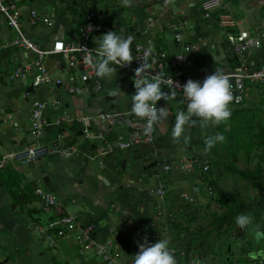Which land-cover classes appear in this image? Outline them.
Here are the masks:
<instances>
[{"label": "crops", "instance_id": "0c3cea01", "mask_svg": "<svg viewBox=\"0 0 264 264\" xmlns=\"http://www.w3.org/2000/svg\"><path fill=\"white\" fill-rule=\"evenodd\" d=\"M202 1L172 0L166 5L165 0H133L131 7H124L122 0H19L17 5L24 14L31 9L50 14L53 21L50 28L23 24L25 35L46 49L55 39L65 43H79L80 26L85 22L86 15L94 12L101 15L103 30L92 36L89 42L91 47L97 49L99 42L96 40L113 31L124 38L135 37L133 45L142 43L153 50L163 49L174 53L177 46L168 25L175 22L180 25L184 43L196 47L190 53V60L181 69L182 78L189 79L195 77L199 70L215 72L217 68L225 72L239 65L240 59L226 41V33L251 32L260 24L264 30V0H233L223 10L214 11L208 20L203 18L200 9ZM221 13H227L236 26L222 29L218 24ZM11 31L0 15V41L8 42L12 38ZM32 57L30 52L25 55L13 48L0 52V159L5 153L32 145L28 140L32 100L48 102L58 99L62 102L59 111L46 109L49 118L59 116L62 112L73 118L81 111L96 115L108 111L124 113L131 110L135 89L131 77L121 71H116L111 79L99 78L102 91L98 94L91 91V83H78L79 91L69 94L63 87L53 88L48 84L31 88L30 78L22 83L10 82L8 77L13 68ZM243 59L251 68L262 65L264 40L259 49L253 50ZM44 64L52 79L66 80L68 72L64 57L46 56ZM258 87L262 86L249 88L245 105L229 106L232 115L226 123L207 128L199 125L186 127L185 135L191 137L187 146L182 141L180 144L174 143L171 136L176 113L181 111V107L182 111L187 109L186 105L183 106L185 102L181 95L176 92L175 98L169 102L164 99L157 102L158 106H166L170 115L167 120L155 125L152 143L139 142L123 151L104 156L100 161L92 158V145H84L78 140L77 123L73 121L64 124L61 131L65 140L83 147V153L69 159L52 155L27 166L9 162L0 169V229H4L2 233L7 240L11 236L9 239L13 244L12 248L11 243H7L6 253L17 256L18 264H25L24 258L28 264H106L94 251H82L73 240H59L54 250L45 245L41 230L49 216L42 212V195L51 193L64 213L74 216L82 224H95L96 241L113 242L112 252L117 264H133L140 244L146 241L148 244L157 242L151 238L154 233L168 240L170 248L186 252L185 258H179L180 264H186L189 257L200 259L202 264L211 262L214 250L213 240L209 239L211 235L205 237L202 247L192 242L186 248L189 242L187 237L182 239L183 245L177 247L181 237L177 236L178 230L177 233L172 231L168 210L175 209L183 195L191 198L193 205L203 206L204 209L215 208L216 204L212 201L216 193L221 191L225 199H241L243 203L251 204L246 209L251 210L253 218L260 205V211L264 212V156L256 157L252 151L237 150L236 143L229 145L233 150L218 143L210 152L204 151L205 139L215 135V129L219 126L226 136L232 130V140L235 139L234 131L238 123L243 121L241 112L248 109L250 100L255 96L252 89ZM114 89L120 90L119 95L109 96V90ZM162 91L170 92L164 88ZM262 91L264 95V87ZM25 92H29L28 97L24 96ZM250 122L248 127L251 126L256 135L259 127L264 129V120ZM92 131L104 134L107 142L115 143L120 140L130 141L141 135L143 125L135 116L127 115L119 125L102 124ZM54 136L55 130L48 128L39 141L47 143ZM259 146L264 149V146ZM193 156L210 162L211 169L204 182H212V196L207 193L205 183L198 180L197 169L193 170L192 175V171L182 174L178 170L183 157ZM162 164H170L172 170L163 172L160 168ZM224 166L254 173L255 179L243 178L225 170ZM158 189L164 190L163 197L156 193ZM256 197H262L263 202H256ZM255 218L252 228L264 231V213L258 219ZM233 236L230 240L234 239ZM254 245L256 252L264 249V239ZM227 247V255L222 264L236 261L231 251L227 252ZM227 258L232 261H227ZM5 261L9 262V258ZM260 262H264V258L257 259L253 264Z\"/></svg>", "mask_w": 264, "mask_h": 264}, {"label": "built area", "instance_id": "2783aa9c", "mask_svg": "<svg viewBox=\"0 0 264 264\" xmlns=\"http://www.w3.org/2000/svg\"><path fill=\"white\" fill-rule=\"evenodd\" d=\"M17 1L19 0H0V15L4 17L7 26L14 33V36L8 42L0 41V52L13 48L24 52L25 55L30 52L33 57L21 65L14 67L9 73V81L22 83L30 78L32 80L31 88L48 84L53 88H57V86L63 87L69 94H75L79 91L78 83L82 85L91 83V91L96 94L100 93L102 91L101 81L99 77L96 76L95 69L85 62L84 57L90 54L93 59L96 58L97 49L91 47L89 42L94 34L103 30L101 15L94 12H89L86 15L85 22L79 29L81 39L79 43H65L62 40L55 39L51 46L46 49L41 44L33 42L25 35L23 24L26 23L29 27L43 25L50 28L53 25L50 14L40 13L34 9L24 14L17 5ZM229 1L231 0H203L200 4L203 18L206 20L210 19L214 11L218 9L223 10L224 6L228 4ZM218 24L222 29L236 26L235 21L231 19L227 13H221L218 16ZM168 27L169 30L173 32L177 51L169 53L163 49L153 50L149 57L150 69L148 78L150 79L152 75L159 73L163 79L161 87L166 90H175L183 99L182 86L189 79L198 81L202 84L205 78L213 74L214 71L199 70L197 75L193 78H182L181 69L190 60V53L194 51L196 47L184 43L179 24L173 22L170 23ZM263 40L264 30H262V24L255 26L251 32L238 31L237 33H226V41L230 45L232 52L240 59L238 66L223 72L230 77V83L233 85L232 92L234 100L230 106L241 107L245 105L250 87H264V62L257 68H251L246 65L243 59L244 56L253 50L259 49L262 46ZM148 48L149 46L146 44L136 43L132 46L134 60L130 66L121 68L119 65H110L115 67L116 71L128 74L132 79L134 89L133 77L135 76V69L142 63L140 59L136 58H143L144 52ZM49 55H60L64 57L68 72L66 80H62L61 78L52 79L50 77L44 64L45 57ZM175 85L180 87L176 88ZM24 96L28 97L29 92H25ZM183 101L186 103L184 99ZM156 106L157 108L166 107ZM48 108L52 109L54 112L59 111L62 108V102L58 99H51L48 102L40 100L31 101L30 135L28 140L31 141L32 145L27 148L3 154L0 159V169L9 162H16L22 166H27L32 162L52 155L61 156L63 159H69L72 156L83 153V147L67 142L61 131L64 124L73 121L77 123L79 128L78 140L84 145H92V158L99 161L104 156L123 151L139 142L150 144L154 140V131L145 133L144 129L146 122L137 118L131 110L124 113L108 111L96 115H88L81 111L73 118H70L66 113L62 112L59 116L55 115L49 118L46 116V109ZM127 115L132 117L135 116L143 125V133L136 136L133 140H120L115 143H110L105 140L104 134L92 131L102 124L119 125ZM48 128H53L55 130V136L51 141L41 143L39 140L45 135ZM160 168L165 173L172 170L170 164H162ZM194 169L198 170V180L204 182L205 177L211 169L210 162L198 156L183 157L180 160L178 170L182 174H187ZM205 185L207 193L209 196H212L214 188L210 186L209 183H205ZM156 193L160 197H163L164 190L158 189ZM182 200L184 202H190L192 199L187 195H183ZM42 201V211L49 216V220L41 232L44 241L50 248L55 249L59 240H73L82 251H94L104 263L117 264V260L112 252L113 242L96 241L94 236L96 230L95 224H82L74 216L64 213L51 193H44L42 195ZM151 238L157 242L160 239H164L162 235L157 233L152 234ZM174 255L178 264H180L179 258H185L187 256L185 251H177L176 249H174ZM187 264H202V262L198 258L189 257ZM230 264L238 263L232 261ZM259 264H264V262H260Z\"/></svg>", "mask_w": 264, "mask_h": 264}, {"label": "clouds", "instance_id": "9594fccd", "mask_svg": "<svg viewBox=\"0 0 264 264\" xmlns=\"http://www.w3.org/2000/svg\"><path fill=\"white\" fill-rule=\"evenodd\" d=\"M172 0H165V4H170ZM133 0H122L124 7H131ZM135 37L124 38L116 32L109 31L102 35L98 41L96 58L89 54L84 57L85 62L95 69V74L99 78L111 79L116 72V68L110 65H119L121 68L130 66L134 60L132 55V45ZM87 50V49H85ZM153 48L149 47L143 58L142 63L135 69L134 87L135 94L132 95V113L139 119L144 120L145 133L155 131V125L167 120L170 112L166 107L157 108V102L161 99L169 102L175 98V90L170 89L166 93L162 91V76L157 73L148 78L150 69L149 57ZM175 87H180L175 85ZM233 85L230 77L217 69L205 78L201 84L198 81L189 79L183 86V99L187 104V111H179L175 115V123L172 129V140L174 143L183 142L187 146L191 137L185 135L186 127L201 128L209 126L215 127L221 123H226L232 115L230 104L234 100ZM119 89L109 90L108 95L117 97ZM225 137L222 134H215L205 139V152H210L217 143H223ZM235 223L239 229H246L253 223L251 216L246 214L238 215ZM256 239H264V231L255 230ZM249 258L256 260L264 258V249L259 252L249 253ZM133 264H178L174 255V249L169 247V241L160 239L154 244L147 241L139 245V252L134 256Z\"/></svg>", "mask_w": 264, "mask_h": 264}, {"label": "rangeland", "instance_id": "374dc122", "mask_svg": "<svg viewBox=\"0 0 264 264\" xmlns=\"http://www.w3.org/2000/svg\"><path fill=\"white\" fill-rule=\"evenodd\" d=\"M232 1L233 0L229 1V3ZM247 30H250V29L248 28ZM11 32L13 33V31H11ZM13 36H14V33L12 34V37ZM60 61L63 62L62 59H60ZM252 90H253L252 93H255V96L253 99L250 100V102L248 104L247 108L250 110L245 109L243 112H241V115L243 114V117H242L243 121L241 123L240 122L238 123L237 129L234 131L235 136H236L235 139L232 140V135H231L232 130L230 131L231 133L230 132L228 133L229 135H227V136L223 135L224 131L221 129L222 128L221 126H219L217 129H215L214 133L215 134H217V133L222 134L225 137V141L223 142V144H224L223 147L226 146L227 147L226 149L233 150L232 147H229V145L232 146V144L236 143L237 150L244 149V150L252 151V154L254 156L260 157V156H264V149L259 148L260 146L258 144V142L261 140V138L257 137L256 133H254V131H252V127L251 126L248 127V125H250V123H252L250 121L257 123V122H259V120H264V116H262V115H264V95L262 94L263 87L253 88ZM177 94H179V93H177ZM185 105L187 106L186 103L183 106H185ZM180 110L181 111L183 110L182 107L180 108ZM186 111H187V109L185 110V112ZM260 114H262V115H260ZM255 118L256 119L258 118L257 119L258 121L254 120ZM17 164H19V163H17ZM193 173H194V171L191 172V175ZM255 200H256V202L257 201L260 202L261 200H263V198L262 197H258V198L256 197ZM239 202L243 203L241 199L226 198V201H223L222 204L214 205L215 208H213L209 205V207H211V209L213 208L212 210L207 208V207L204 209L203 206L202 207L200 206L195 211L196 212V221L194 223H191V224H189L187 222V219L185 217H181L178 214L176 217V220L180 221V223L182 224L181 228L177 229L178 233L176 232L177 230L174 229L173 227H172L173 230L170 228V230L174 231V233H177L178 237H181V240H179V242L177 243L176 246L181 247L183 245L182 239H184L185 237L191 238L193 242H196L195 238L198 237L199 235L192 234V233H194L198 227H202L201 233H202V231L203 232H210L211 231L210 232L211 236L209 239L213 240L212 242H213V249H214L212 251L213 255L211 256V259H212L211 262L206 263V264H222V262L224 261L226 255H227V253H226V247L227 246H230L231 256L234 257V259L238 262V264H250V263L253 264V263H255L257 259L253 260V259L249 258V253L256 252V251H254V249H255L254 243L259 242V240H260V239L259 240L256 239V237H255V230L252 228V226L254 224L252 223V225H250L248 228L242 230V229H239L238 226L236 225L235 218L238 215L246 214V215L251 216L253 221H254V218L256 216H254V218H253L254 214L251 212L250 209L249 210H247L246 208H245V210L238 209L237 206H238ZM261 202H263V201H261ZM227 209H229L231 211L233 210V212H235V215L230 219L229 224L225 227V228H228L227 229L228 231L218 233L217 229L215 228V224L217 222V219L220 217V215L222 213H224ZM262 213H264L263 210L260 211V214H262ZM255 219H257V218H255ZM188 224H189L190 228H193V231L191 234L185 229V227ZM231 236H233V238H234L233 240H230ZM10 237L8 236V240H7L4 237V234L2 233V231H0V264H18L17 258H15L17 256H14V254H12V253H10V254L6 253L7 243H9V244L11 243L10 247L13 248V244L9 239ZM216 239L218 242H216ZM215 244H217L219 248L216 246V249H215ZM45 245L48 246L47 244H45ZM50 249L54 250L52 248H50ZM196 252H197V250H196ZM20 254L22 255V252H20ZM7 257L9 258V262L5 261V259H7ZM22 257H24V256H22ZM23 262L25 264H28L27 260L25 258L23 259Z\"/></svg>", "mask_w": 264, "mask_h": 264}, {"label": "trees", "instance_id": "16d2710c", "mask_svg": "<svg viewBox=\"0 0 264 264\" xmlns=\"http://www.w3.org/2000/svg\"><path fill=\"white\" fill-rule=\"evenodd\" d=\"M257 137L261 138V140L258 142V144L261 145V146H264V129L262 127H259V130H258V133H257ZM224 169L228 170L230 172H233V173H237L243 178L255 179L253 177L254 173H249V172H245V171L242 172V171H239L236 168L233 169V168L228 167V166H224ZM258 177L259 176H257V178ZM209 185L214 188L212 182H209ZM216 195L217 196H215V198L213 199L212 203L222 204L223 201H226V199L223 198L224 196H223L221 191H219V193H216ZM250 205L251 204H245V203L239 202L237 207H238V209L245 210V208H248ZM198 207H200V206L193 205V203H191V202H184L183 200L179 201L178 204H177V207H175V209L169 208V210H168V212L170 214L168 216L169 223L176 230L181 228L182 224L179 221L176 220V217H177L178 214L181 217H185L189 224L194 223L196 221V212L195 211H196V209ZM260 209H261V205L259 206V209L257 211H255V215H256L257 219H258V217H260ZM234 215H235V212H233V210L231 211L229 209H227L224 213H222L220 215V217L217 219V222L215 224V228L217 229L218 233H221V232H224V231H228L227 230L228 228H225V227L229 224L230 219ZM189 224L185 227V229L191 234L192 231H193V228H190ZM201 230H202V227H198L197 230L194 233H192V234L199 235L195 239H196V242L199 244L200 247H202L204 245L205 237H207L210 234V232H211V231L210 232H203L202 231V233H201ZM1 231H3V230H1ZM192 242H193L192 239L189 238V242H188V245L186 246V248L191 246ZM229 261H232V259L229 258Z\"/></svg>", "mask_w": 264, "mask_h": 264}, {"label": "water", "instance_id": "95a60500", "mask_svg": "<svg viewBox=\"0 0 264 264\" xmlns=\"http://www.w3.org/2000/svg\"><path fill=\"white\" fill-rule=\"evenodd\" d=\"M231 250H230V246L227 247V252L229 253ZM227 261H229V258H227Z\"/></svg>", "mask_w": 264, "mask_h": 264}]
</instances>
